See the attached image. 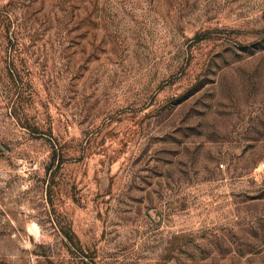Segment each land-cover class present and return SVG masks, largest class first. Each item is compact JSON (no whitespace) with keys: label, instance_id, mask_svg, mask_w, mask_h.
<instances>
[{"label":"rangeland","instance_id":"374dc122","mask_svg":"<svg viewBox=\"0 0 264 264\" xmlns=\"http://www.w3.org/2000/svg\"><path fill=\"white\" fill-rule=\"evenodd\" d=\"M264 0H0V264H264Z\"/></svg>","mask_w":264,"mask_h":264},{"label":"built area","instance_id":"2783aa9c","mask_svg":"<svg viewBox=\"0 0 264 264\" xmlns=\"http://www.w3.org/2000/svg\"><path fill=\"white\" fill-rule=\"evenodd\" d=\"M259 167H261L262 169L264 168V162H262Z\"/></svg>","mask_w":264,"mask_h":264}]
</instances>
